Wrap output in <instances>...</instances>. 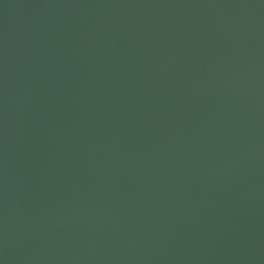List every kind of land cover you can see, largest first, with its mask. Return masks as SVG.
I'll return each mask as SVG.
<instances>
[{"label":"water","instance_id":"water-1","mask_svg":"<svg viewBox=\"0 0 264 264\" xmlns=\"http://www.w3.org/2000/svg\"><path fill=\"white\" fill-rule=\"evenodd\" d=\"M0 264H264V0H0Z\"/></svg>","mask_w":264,"mask_h":264}]
</instances>
